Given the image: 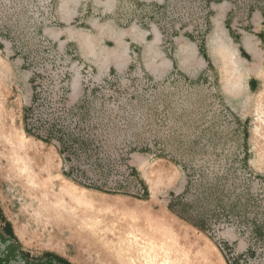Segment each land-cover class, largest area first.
<instances>
[{"label": "rangeland", "instance_id": "rangeland-1", "mask_svg": "<svg viewBox=\"0 0 264 264\" xmlns=\"http://www.w3.org/2000/svg\"><path fill=\"white\" fill-rule=\"evenodd\" d=\"M255 4L264 7L0 0V98L31 146L0 133V236L32 264H128L117 240L126 225L162 224L184 262L264 264V122L254 135L264 27L246 14ZM243 31L263 32L259 60L240 51ZM121 34L130 53L115 67L102 57L116 55ZM225 61L238 89L224 83ZM172 199L202 228L169 210Z\"/></svg>", "mask_w": 264, "mask_h": 264}, {"label": "bare ground", "instance_id": "bare-ground-1", "mask_svg": "<svg viewBox=\"0 0 264 264\" xmlns=\"http://www.w3.org/2000/svg\"><path fill=\"white\" fill-rule=\"evenodd\" d=\"M229 44H227L226 47H228ZM244 45H245V48L251 53L254 60L257 61L260 59L259 57H260L261 49H259L257 47V45H255V43H253L251 41H249V42L247 41L244 43ZM224 46H225V44H224ZM234 66H232L229 61L223 62V70H224L223 80H224V83L228 89H238L240 87V85L238 83V79L233 77L234 68H235ZM259 99H260V104L257 108L256 124L254 127V135L256 137L261 133V129L263 127L262 123L264 122V87L261 90V95H260ZM6 120H7V118L4 115V107L2 104V100L0 98V133L5 134L3 129L6 130L7 135L16 136L20 140V143L22 145H28L29 144L28 149H31L29 137H27V135L24 136V134H21V131L16 130V128L14 127V125L12 123H6ZM8 124H10V125H8ZM10 154H11L10 157L12 158V160L17 161V165L20 169L19 171H22L23 168H24L23 169L24 171H27L26 164L22 161L21 155L19 154L17 157L13 158L14 153L11 152ZM35 155L39 156L37 154V152H35ZM52 157L53 156L51 153H48L45 155V158L42 161L43 167H45V168L50 167V165L52 164V160H51ZM40 158H42V153H41ZM62 182L65 183V181H62ZM67 187H69V186L67 185ZM64 189H67V188L65 187ZM79 189L80 188H76V190H75V188L72 189L71 187H69L67 189V191L74 193L73 195L76 199L77 198L80 199L81 197H83V195H82L83 191L81 190V192H80ZM124 206H126V205H124ZM124 212H125V210H124ZM156 217L157 216H155V218ZM162 219H164V218H162ZM166 222H167V224L170 223L172 225V221L167 220ZM175 222L178 223L177 221H175ZM131 225H134V224L131 223V224L126 225L127 226L126 230L124 232L122 231L124 234V238L126 240L123 237L121 238V240L119 238H117V240L121 241L122 246H121V244H120L121 247L119 245H116V246H119L121 249H122V247L125 248L123 253H127V255H128V258H126L128 264H190V262L187 263V262H184V260H183V258H187L185 248L176 247V246L174 247L173 245H171L170 240L167 238L169 236L168 233L166 231L165 232L163 231L164 225L157 224L154 227V229H153L152 225L149 227H143L142 226L143 222H141V224L138 226L134 225L135 227L131 226ZM160 226L162 228H160ZM117 237H119V236H117ZM177 243H180V241H178V239H177ZM195 243L197 244V241H195ZM117 244H119V243H117ZM132 247L134 249L133 253L130 251ZM117 250L118 249H116V252H117ZM118 253H119V251H118ZM118 253H117V255H118ZM122 258L124 259L123 256H122ZM125 262H126V260L124 261V263ZM122 263H123V261H122ZM221 264H224V263L221 262Z\"/></svg>", "mask_w": 264, "mask_h": 264}, {"label": "crops", "instance_id": "crops-1", "mask_svg": "<svg viewBox=\"0 0 264 264\" xmlns=\"http://www.w3.org/2000/svg\"><path fill=\"white\" fill-rule=\"evenodd\" d=\"M262 1L264 3V0H262ZM229 12L231 13V10L227 8L226 9V18L227 19L230 18L229 17V15H230ZM252 13L253 14L255 13L256 15L257 14L259 15L260 19L258 18V16H256L257 19H258V27H259V30L263 29L262 27H264V7H261L259 4L258 5L255 4V5H252V6L248 5L247 8H246L247 16L251 15ZM246 22H247V20H245V23ZM252 22L254 23L255 21H252ZM231 23H233V28L234 29L245 30V25H244L245 23L244 22L241 23V22H238L237 20H232ZM227 25H228V23H227ZM135 31H136V29H135ZM135 31H134V33H135ZM53 34L57 35L55 32ZM120 38H121V40L119 41L120 48H119L118 52L116 53V55L113 56V54L110 53V54H106V55H104L102 57V59H106L107 58V59H112V61L115 60L114 61L115 67L120 66L121 62L126 61L127 57H129V53H130L129 52V45H126L124 40H123V38H125V35L121 34ZM262 40H263V32L259 31V33H256V32L243 31L241 33V38H240V43H239L240 48L239 49L245 55H251V53L245 48L244 43L247 42V41L248 42L251 41V42L255 43V45H257V47L262 50V48L259 47V42H261ZM132 41L135 42V40H132ZM261 53H262V51H261ZM260 58H262V54H261ZM103 69L104 68L102 67L100 70L103 71ZM253 86H254V80H250L249 81V87L254 88Z\"/></svg>", "mask_w": 264, "mask_h": 264}, {"label": "water", "instance_id": "water-1", "mask_svg": "<svg viewBox=\"0 0 264 264\" xmlns=\"http://www.w3.org/2000/svg\"><path fill=\"white\" fill-rule=\"evenodd\" d=\"M0 264H32L27 262L20 254L12 241L0 236Z\"/></svg>", "mask_w": 264, "mask_h": 264}, {"label": "trees", "instance_id": "trees-1", "mask_svg": "<svg viewBox=\"0 0 264 264\" xmlns=\"http://www.w3.org/2000/svg\"><path fill=\"white\" fill-rule=\"evenodd\" d=\"M176 199V197H175ZM176 203L174 199L170 200V202L168 203L167 207L169 208V210H171L175 215H177L178 217L188 221L189 223H191L194 226H197L199 228H202V224L200 221L195 220L194 218H190V216L187 215V206L188 204H182L181 207H177Z\"/></svg>", "mask_w": 264, "mask_h": 264}]
</instances>
